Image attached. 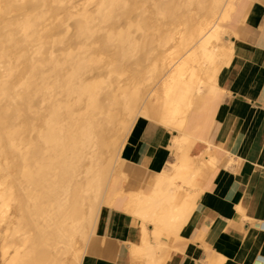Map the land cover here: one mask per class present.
I'll list each match as a JSON object with an SVG mask.
<instances>
[{
  "label": "bare ground",
  "instance_id": "obj_1",
  "mask_svg": "<svg viewBox=\"0 0 264 264\" xmlns=\"http://www.w3.org/2000/svg\"><path fill=\"white\" fill-rule=\"evenodd\" d=\"M94 1L92 9L87 7L90 0H27V3L23 0L20 3L19 8L26 15L16 26L33 47L16 71L9 70L12 61L8 62L2 76L1 66V82L9 81V84L0 89V112L6 135L3 143L14 152L12 161L8 160L9 151L4 159L6 165L15 168L10 192L15 184L22 189V217L29 221L34 233L32 240L23 238L25 244H33L36 239V245H26L6 264H64L63 258L78 237L85 240L84 246L88 244L96 221H93L91 202L100 198L99 205H102L114 173H109V165L117 152V163L122 164L124 144L119 137L132 128L156 85L168 75L167 72L156 81L155 70L149 68L157 45L165 48L175 39L177 29L173 32L168 25L184 19L185 41L181 49H174L188 52L189 43L191 50L196 49L205 35L212 33L219 38L223 31L217 18L202 24L200 17L207 11L218 10L220 14L226 0H177L181 17L173 10L174 0H153V5L148 4L153 6L155 14L153 10V15H145L149 11L141 10L142 14L135 12L133 16L131 9L138 12L137 7L141 6L137 3L148 6L147 0ZM50 3L67 7L52 14ZM194 5L200 14L196 21L192 19L198 15L192 11ZM40 6L46 9L42 10L43 14L48 13L49 16L45 15L52 18L48 23L39 22L41 16L45 18L42 12L38 13ZM157 16L169 18L171 23L167 22L166 27ZM61 21V28L55 30V24ZM0 34H3L1 29ZM1 44L0 41V59L5 50L2 51ZM222 49L214 47L207 58L199 51L196 54L195 64L207 67L203 80L223 60ZM159 66L154 67L159 69ZM8 207L9 204L0 206V218L5 217ZM167 209H163L166 210L163 214L160 210L157 222L171 220L182 210ZM76 256L80 264L84 249Z\"/></svg>",
  "mask_w": 264,
  "mask_h": 264
},
{
  "label": "crops",
  "instance_id": "obj_2",
  "mask_svg": "<svg viewBox=\"0 0 264 264\" xmlns=\"http://www.w3.org/2000/svg\"><path fill=\"white\" fill-rule=\"evenodd\" d=\"M218 15L230 43L223 60L203 80L196 54L216 46L201 41L191 51L196 85L157 110L165 121L173 103L178 123L141 117L128 133L80 264H264V0H226ZM164 208L182 210L157 222ZM27 222L31 233L0 236L4 255L36 245L25 244L34 237Z\"/></svg>",
  "mask_w": 264,
  "mask_h": 264
},
{
  "label": "rangeland",
  "instance_id": "obj_3",
  "mask_svg": "<svg viewBox=\"0 0 264 264\" xmlns=\"http://www.w3.org/2000/svg\"><path fill=\"white\" fill-rule=\"evenodd\" d=\"M35 1H37V0H35ZM147 1H148L147 2V5L148 6H145L146 3L144 4V3L138 2L137 3V6L140 5L141 6L140 7L141 9L139 8V6L137 7L138 12L135 9H131V11H132L131 12L132 13L131 15L133 16V14L135 15L136 13L137 14H142L141 10H145V11L147 10V11H149V13H145V15L146 14L147 15L148 14L149 15L152 14L153 13L152 12L153 10H154V13L153 14H155V9L153 8V6H151V5H153L152 4L153 3V0H152V2H149L150 0H147ZM22 2H23V0H0V26H1L0 29L3 32V34H0V41H1V43H2L1 45L3 47L2 51L5 49L3 51L4 53H2V54H4L2 56L4 59L3 58L0 59V63H2V61L4 62V64H0V68H1V66L3 68V69L1 68L2 70L0 69L1 72H3L2 73V76L4 74V69L6 67L5 64H7L8 62L11 63V61H12L9 70H11L12 72L13 71H16L21 66L20 62H22L23 60H25L26 58H28V55L30 54V51L32 50V47H33V43L32 42H30L29 40H26L25 41V39L20 35L21 33L18 32V29H17V26H16V23H18L19 21H21L22 19H24L25 15H26V12L24 10H22V9L19 8V6L22 5L20 3H22ZM24 2L27 3V0H24ZM89 3L87 4V7L89 9L91 7L94 8V5H95L96 2L94 0H90ZM148 3H150L151 5L148 4ZM174 3H173V10H174L175 14H178V17H181L179 14L182 12V10L179 8V3H178L177 0L176 1L174 0ZM36 4L39 5V2H37ZM38 5H37V7L39 8ZM50 5H52V6L49 8V10L52 12V14H54L60 8L62 9V8L67 7L66 4L65 5H62V6H60L61 4H58L59 7H57V3L56 4L50 3ZM50 5H47V7H49ZM37 7H36V9H38ZM133 7H134V5L132 6V8ZM44 8L42 6H40V9H38V11H39L38 13L42 12V10L45 11L46 9H44ZM142 8H146V9H142ZM196 8H197L196 5H194L192 7V11H193L194 14L195 13L198 14V9H196ZM186 12H188V11H186ZM213 12H215V13H213ZM218 12H219L218 10L212 11V12L211 11H207L205 14H203L200 17L201 18L200 20H202L201 23L204 24L207 21H209L210 19H212L210 21H213L214 22L216 20V18H217ZM33 13H34V11H33ZM33 13L31 12L30 14H33ZM43 13L44 12H42V14ZM34 14H36V11H35ZM45 14H47V16H49L48 13H45ZM45 14H43V15H45ZM206 15H208L209 17L206 16ZM47 16L45 15V18H44V16H43V18L41 16L42 21L40 20L39 22H42V23H46L47 22L48 23V20H50L52 18H50V17L48 18ZM50 16H52V15L50 14ZM199 16H200V14H198L196 17H193L192 18L193 21L198 20L197 17H199ZM213 16H215V17H213ZM46 17H47V21H45L46 20ZM7 18H8V20H7ZM157 18H159V21L161 20V23L162 24L164 23L166 27L171 26L172 28L169 27L170 30L172 29L171 31L174 32L175 29H177V31H175L176 32V35L173 33V35H175L174 36L175 39H173L170 42V44H169L168 47H165L166 49L164 47H160L159 44L157 45L156 51L154 52L155 54H153V62H152V64L149 63V68L150 67L151 68L153 67L152 69H154L155 71H153V70L152 71L154 73V76L156 78V81H158V80H160L163 77V75L165 73L168 72V70H170L173 67V69L171 71V75H170L172 84L169 87L163 88L162 87V85L164 83L163 81L166 80L164 78V79H162L160 81V83H158V85H156L155 89L159 90V92L158 93L155 92L150 97V100L147 102L144 111H142V113H141L142 115L139 116L135 120L134 124L132 125V128L129 131H126V132L121 133V135L119 137L121 144H124L125 139H126L128 133L131 130H133V133H134L137 125L139 124V122H141V121H148V120H146L144 118H141V117H147L149 119L156 120V121H158L160 123H169V124H173V125H174V123H178V119L173 114L174 112L176 113L177 110H175L172 113V111L175 109V105H173V103L169 107L171 113L169 112V114H168L169 116H168V118L165 121H162L161 117H159L157 110L162 109V108H164V107L167 106V104L169 102V99L174 96L175 91L176 92L177 91L184 92L186 90H190V87H193V85L190 84V83H193V84L196 85V77H195V74H194V69H193V64H192L193 54L191 53V51L194 50L195 48L191 50V46L192 45L189 43L187 45L188 46L187 49L188 50L190 49L189 52L188 51H180V50H178V49H181L183 47V41H185V39H183V37H182L183 36L182 33H184L186 31L185 30V26H184V23H185L184 22V19L183 20L181 19L182 21L176 19L174 21L175 22L174 24H176L177 21L179 23H177L174 26L173 21L171 23L170 22L171 20L169 18L168 19H166V18L164 19L161 16H157ZM43 20H44V22H43ZM167 22H170L171 25H168L167 26V24H168ZM61 23H62V21L61 22H57L55 24V26H54L55 30H58L59 28H61V26H62ZM176 26H177V28H176ZM166 27H164V29ZM2 28H3V30L4 29H6V30L3 31ZM4 32H6V34L7 33L10 34V35L7 34V36H11V35L14 34L13 37L15 39L18 38L17 41H16V43L13 42V39L14 38L9 39V37H8V39H7L6 38L7 36H5ZM219 34H220V36H219V39L218 40L216 38H212L211 35H210V33L207 34V35H205V38H203V40H202L203 44L207 48H209V49L213 48L214 46L230 47L229 46L230 43L228 41L229 36L227 37L226 34H225V32H223V31L220 32ZM180 39H182L181 42H180ZM27 41H29L30 44H28L29 42H27ZM12 42L15 43V44H13ZM158 46H159V48H158ZM174 48H178V49H174ZM157 49H158V51H157ZM173 50H174V52H173ZM26 52H28V54ZM21 54H23L25 56L22 55L21 59H19V56ZM162 57H164V58L162 59ZM160 60H163L160 63L161 66H159ZM164 61H166L165 64H163ZM156 65H157V67L159 66L161 69L160 68L159 69H156L155 68ZM197 66H199V65H197ZM159 71L161 72V74H160ZM161 75H162V77H161ZM1 80L2 79H0V82H1ZM187 83H189L187 87H183L182 86V84H187ZM8 84H9V81H2L1 84H0V89H1V86L2 87H6ZM208 85L211 86V88H212L211 90L214 91V89H215V82L214 83L213 82H207L204 85L203 88H205ZM129 122H130V120H129ZM2 124H3V118H2V113L0 112V160H1L0 161V193L2 194V195H0V202H2L0 204L1 205H4V204L7 203V201H10L9 210H8V213L6 214V217L8 216V217L13 218L14 219V223H12V224L8 223L7 222V218L6 219L0 218V236H4V234L5 235L7 234L8 237L14 239L16 236L22 237V235L25 234L26 232H30V229H28L29 224H28V222H27L26 219H21L20 221H18V215L17 214H19L20 211L22 213V210H23V208H21L22 207V204H21L22 189L20 187H18L17 184H15L14 185V188H13V191L12 192H10V191L8 192V189L14 183L13 172H14L15 168L13 166L6 165L5 162H4L5 161L4 159H5V156H6L5 153L7 151H9V156H8L9 158H8V160H11L12 161L14 159V152L12 150H10V149H7L5 147V145H4V143H3V140L5 139V136L6 135H4L5 132L3 130ZM124 151H123V154H124ZM118 154L119 153L117 152L115 154V157H117ZM115 157L111 159V162H110V165H109V169H108L109 170V173H112L113 171L115 173V172L119 171L120 168H121L120 164L117 163V159ZM117 164L120 167L117 166ZM99 203H100V198L96 202H91V204H92L91 205V212L93 213V221H94V219L95 220L97 219V216H98L97 214L99 213V209H100ZM16 209H18V210H16ZM95 223H96V221H95ZM93 230H94V227H93ZM84 245H85V240H83L81 237H78L77 240H76L75 246L72 249H69L68 250V254L63 258V261L62 262L64 264H77V261H76V257L77 256H76V254L77 253L82 254ZM16 248L19 249L20 248V244H17ZM4 251H5V249L3 248L2 243L0 242V264H6V263H8V260L14 254V249L13 248L8 249V254L7 255H4Z\"/></svg>",
  "mask_w": 264,
  "mask_h": 264
}]
</instances>
